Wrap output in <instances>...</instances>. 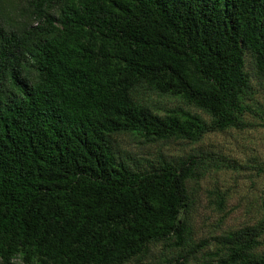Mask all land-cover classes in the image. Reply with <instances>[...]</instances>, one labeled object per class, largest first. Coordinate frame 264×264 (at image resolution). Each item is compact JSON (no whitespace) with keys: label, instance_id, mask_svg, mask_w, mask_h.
<instances>
[{"label":"trees","instance_id":"trees-1","mask_svg":"<svg viewBox=\"0 0 264 264\" xmlns=\"http://www.w3.org/2000/svg\"><path fill=\"white\" fill-rule=\"evenodd\" d=\"M256 84L264 0H0V264H264V210L193 238L227 159L161 149L264 126Z\"/></svg>","mask_w":264,"mask_h":264},{"label":"rangeland","instance_id":"rangeland-1","mask_svg":"<svg viewBox=\"0 0 264 264\" xmlns=\"http://www.w3.org/2000/svg\"><path fill=\"white\" fill-rule=\"evenodd\" d=\"M11 5H6L8 13ZM254 87L256 99L264 103V87L257 84ZM127 146L145 152L158 148V145H140L131 141ZM161 149L172 154L212 150L222 155L221 159H227L225 165L218 164V170L211 169L201 179L192 212L195 240L251 223L264 210V172L258 173L251 168L256 162L264 163V126L208 133L195 144L170 142L161 145ZM216 193L223 196L220 207L216 203ZM158 250L160 248L156 247L153 252L158 255Z\"/></svg>","mask_w":264,"mask_h":264}]
</instances>
